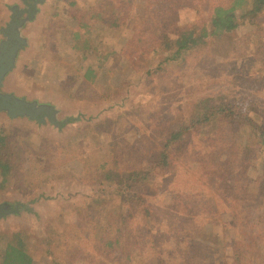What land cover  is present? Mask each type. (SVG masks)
Returning <instances> with one entry per match:
<instances>
[{
	"label": "rangeland",
	"instance_id": "1",
	"mask_svg": "<svg viewBox=\"0 0 264 264\" xmlns=\"http://www.w3.org/2000/svg\"><path fill=\"white\" fill-rule=\"evenodd\" d=\"M15 1L0 0V25ZM220 1H49L30 30L34 48L18 60L9 88L55 99L92 118L59 135L0 118L16 161L30 174L27 186L34 185L19 198L29 200L53 185L51 193H64L38 206L41 219L0 223L28 235L34 264H52L55 253L60 264H264V144L258 130L239 123L226 138L229 121L217 118L212 137L196 131L168 147L170 166L152 164L195 100L220 109L238 98L246 110L252 106L251 114L257 107L264 113V12L175 55L181 31L207 27L210 5ZM80 29L90 30L96 49L77 42ZM137 84L139 99L149 95L142 106L126 98L128 86ZM106 161L112 170L154 168L143 186L144 201L121 202L103 178ZM13 187L2 196L12 197ZM98 196L101 202L87 211ZM95 221L104 229L97 235ZM52 225L59 236L70 234L51 252L44 236ZM109 235L121 237L110 251L104 245Z\"/></svg>",
	"mask_w": 264,
	"mask_h": 264
},
{
	"label": "trees",
	"instance_id": "2",
	"mask_svg": "<svg viewBox=\"0 0 264 264\" xmlns=\"http://www.w3.org/2000/svg\"><path fill=\"white\" fill-rule=\"evenodd\" d=\"M262 12H264V0H222L218 3H215L214 5L212 4L210 5V15L207 18L208 26H204L203 28H184L183 31H181L179 37H177L174 41L177 47L175 55L177 57H182V53L184 51L188 52L199 49L201 48L200 46L202 43L203 45L208 44L210 42L208 40L212 37H221L227 33L235 31L238 27L239 19L250 20ZM204 16L206 17V15ZM75 38L77 42L81 41L84 44L85 49L86 46L89 47L90 45L92 48L97 47L93 45L94 40L89 29H85V31L80 29L77 31ZM261 46H263V43L260 45L257 44V47L255 48V55H258V51L260 50ZM178 60L179 59H177V61ZM240 62L241 61H239L238 66H240ZM92 73V70H88L86 75L90 76ZM148 74H150L149 71ZM15 79H18V77L16 76ZM141 94L140 84H137L134 89H132L131 86H128L126 98L128 97L129 100L132 99L131 101L134 105L139 104L142 106L148 102L149 95L146 94L141 99H139ZM238 100V98H235L234 100H231V102H226V104H222L220 109H214L211 107L209 108L207 104H202L200 107V104H198L196 100L192 102L195 110L192 109V113H190L187 118L180 117L179 119L177 118L178 120L176 119L174 130L168 133L167 139L164 143L165 150L156 154L157 158L153 159L152 164L154 166L160 167L170 166L172 162L170 159V154L167 152L168 147H170L172 143L184 141L189 137V135H197L196 131L201 130L203 131L201 135L212 137L215 134V127L212 125L216 123L214 120L217 118H224L225 120L229 121V132H227L226 138L230 136V131L235 124H249L254 130L259 131L261 144H264L263 110L257 107L256 110H254L257 112V115L251 114L250 109H252V106L250 109L246 110L239 102H237ZM166 103L168 104V102ZM108 121H106L105 124H107ZM105 124L100 123L99 127L101 128ZM5 130H7V128L0 126V196L6 197L2 196L4 192L12 189V186H14L13 191L15 190V194L12 195V197L15 196L19 198V194L21 192L32 190L31 187L34 189V185L31 187L27 186V177L30 176V174H24L23 166L18 164L19 161H16V149L10 143V133L8 130L7 132ZM259 151L260 150L257 152ZM106 153L108 154V152ZM31 157L33 158V156ZM107 162L108 161H106L104 165H101V168L107 171V177L103 178L109 181L107 186H109L111 191H117L119 193L121 202L127 201L129 204H135L137 199L144 201L145 199H141L143 186L150 180V176L153 174L154 168L147 170L134 168L128 169L127 171L112 170L107 169V165H109ZM99 181L101 183L103 182L101 180ZM89 202L90 204L87 207V211L91 209L94 204H99L101 201L98 196ZM124 204L125 203H122V205ZM91 224L95 226V228H93V232L96 235L104 230L101 221H98L97 223L96 221L95 223L91 222ZM100 224L102 228L99 229L98 227ZM53 226L54 225L49 228L45 236L43 235L46 239V246L51 252L55 250L56 247L63 246L66 242L64 241V235L70 234L68 232H63L59 236L58 231L52 229ZM4 228L5 230H3V227H0V245H2L4 248L2 252H0V264H34V255L29 250L28 246V235L23 233L22 230L17 229L15 231H10L9 227ZM88 228H90L92 231V226L90 223L88 224ZM97 228L99 229L98 231ZM115 240L120 243L121 237H110L109 235L108 240L104 243L109 251L115 246ZM53 256H55V261L52 264L62 263L60 257H56L58 256L57 253H55Z\"/></svg>",
	"mask_w": 264,
	"mask_h": 264
},
{
	"label": "water",
	"instance_id": "3",
	"mask_svg": "<svg viewBox=\"0 0 264 264\" xmlns=\"http://www.w3.org/2000/svg\"><path fill=\"white\" fill-rule=\"evenodd\" d=\"M49 1H15L9 6L11 15L0 25V118L32 124L39 131L50 130L59 135L71 126L91 120L92 114L84 113L81 109L72 113L71 107L55 99L31 96L9 88L18 60L34 48L30 30L35 28ZM55 189L54 185L50 187V190ZM50 190L29 200L15 196L0 197V223H7L11 218L23 220L33 215L41 219L38 206L43 201L51 203L64 196L61 190L56 193Z\"/></svg>",
	"mask_w": 264,
	"mask_h": 264
}]
</instances>
